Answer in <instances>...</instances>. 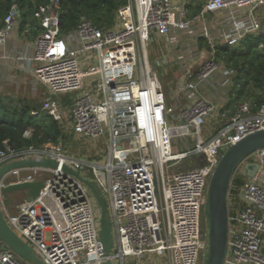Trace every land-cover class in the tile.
Instances as JSON below:
<instances>
[{
  "label": "built area",
  "instance_id": "built-area-1",
  "mask_svg": "<svg viewBox=\"0 0 264 264\" xmlns=\"http://www.w3.org/2000/svg\"><path fill=\"white\" fill-rule=\"evenodd\" d=\"M59 6V0L38 5L33 55L19 54L16 60L33 64L35 84L46 93L41 112L73 136L104 140L107 148L97 161H88L50 144L17 150L3 141L0 168L15 161L57 163L56 168L24 166L3 174L0 189L24 182L43 184L33 199L26 200L21 192L25 197L12 205V212L7 195L0 192L6 224L42 264H125V260L141 261L147 254L166 264H203L208 251L209 179L229 146L264 130V103L254 112L248 104H240L227 117L220 112L226 97L219 106L205 96L208 87H224L227 93L232 87V71L219 68L215 45L235 46L257 32L256 10L264 6V0H205L193 18L186 17L185 9H176L172 0H128L118 10L113 27L99 29L82 17L76 29L65 35L60 31ZM15 11L13 6L0 20V49L18 25ZM220 12H225V27L214 37L204 16ZM152 35L173 47L180 35L193 39L195 46L199 37L207 44L201 49L206 50L204 56L200 50L204 60L195 71L185 65L182 54H176V61L185 65L176 88L184 105L167 104L148 60ZM8 58L1 51L0 63ZM217 73L222 77L219 82L213 81ZM63 95H73L69 105L58 99ZM215 118L221 126L203 136L202 128ZM23 137L28 138L29 132ZM187 159L201 164L178 170ZM245 162L258 164L252 177L246 174ZM244 163L233 174L228 191V237L222 264H264V148ZM81 172H90L92 181ZM236 178L243 180L240 186L233 183ZM83 181L108 201L114 237L109 254L98 238L93 197ZM0 264L28 263L0 241Z\"/></svg>",
  "mask_w": 264,
  "mask_h": 264
},
{
  "label": "trees",
  "instance_id": "trees-1",
  "mask_svg": "<svg viewBox=\"0 0 264 264\" xmlns=\"http://www.w3.org/2000/svg\"><path fill=\"white\" fill-rule=\"evenodd\" d=\"M47 0H0V20L15 6L18 29L28 27V20L36 12L38 5ZM59 25L62 35L76 29L80 18H85L96 28L108 29L116 22L118 10L128 3V0H59ZM205 0L196 7L199 13ZM190 8V5H186ZM38 33V29H37ZM198 47L208 48L205 40L197 39ZM215 59L226 69L232 71V87L220 112H226L231 117L240 104L249 105L252 112L264 103V15H261L260 29L243 37L237 45L228 46L216 43ZM73 96V95H72ZM71 95L59 96L58 99L69 105ZM14 102V101H13ZM41 106V103H40ZM37 107L25 99L6 104L0 99V149L2 142L7 141L17 150L27 147L40 148L44 145L65 146L74 136L67 132L57 122L43 112L30 114ZM207 125H213V121ZM210 125V126H211ZM214 131L220 126V120L214 121ZM28 131L29 137L24 138ZM213 131V132H214ZM65 150V149H64ZM241 179H234L236 186L242 184Z\"/></svg>",
  "mask_w": 264,
  "mask_h": 264
},
{
  "label": "rangeland",
  "instance_id": "rangeland-1",
  "mask_svg": "<svg viewBox=\"0 0 264 264\" xmlns=\"http://www.w3.org/2000/svg\"><path fill=\"white\" fill-rule=\"evenodd\" d=\"M186 5H190V9L192 14L196 13V7L201 4L202 0H184ZM256 15L257 17L261 20V15H264V6H261L256 10ZM28 27H25L22 31L17 29L16 31L20 34H24L23 37L27 39H32V36L37 35V29H38V20L37 16L35 13H33L32 17L28 20ZM19 34V35H20ZM184 44L180 45V42H183ZM164 43V42H163ZM161 41L158 42V39L153 37L151 41L149 42L148 45V60L152 68L155 70L159 82L162 85L163 91L165 93L166 99H167V104L169 106L176 105V104H182L184 105L185 102L181 100V97L176 95V88L179 82V78L182 75V72L184 70L183 66L185 65H190V68L192 71H195L198 66L203 62V58H201L200 55V50L198 45L195 46L194 43L190 42L188 40V37H180L178 45L175 47L173 46H168L169 52L172 50V54H182L185 61L187 63L182 64L178 63L175 61L174 56L171 58V62H165V61H159V57L165 54L163 44ZM202 51V50H201ZM203 56L205 55L204 53L206 50L204 49L203 51ZM14 57V56H13ZM10 66H15L14 64L9 63ZM219 68L223 70L224 66L220 63ZM33 76V75H32ZM30 76L29 74H25L23 71L15 72L14 69L10 73H4V69L2 67V63H0V99L8 104L12 102L13 104L16 103L17 100H22L25 99L31 104L35 105L37 107L36 110H31L30 114L41 112V106L40 103L46 95L44 88L40 84H35L34 78ZM222 77L220 74L217 73L216 77L213 78V81L219 82L221 81ZM209 86V85H208ZM212 90L209 92L208 90ZM205 93L211 94V96L216 97V102L220 101L223 103L226 97V88L222 87L220 89L216 88L215 90L208 87L206 89ZM14 101V102H13ZM218 121L217 118L214 119V121ZM214 121L213 125H207L206 124V129L202 128V134L203 136L207 137L210 135V132L214 131ZM210 122H212L210 120ZM67 132L70 133L68 130ZM106 140V139H105ZM185 141L189 143L191 141L190 138H186ZM106 141L101 140V141H93L89 139H82L80 137L74 136V138L70 139L65 146H62V144L58 145H52L53 147L60 149L67 153V155L82 158L88 161H97L101 157V153L107 148V143ZM190 144V143H189ZM65 149V150H64ZM103 161V158L100 160ZM201 162H198L196 160H184V164L180 165L179 169H189V168H195L198 167ZM81 176L85 177L86 179L92 181V175L90 172H81ZM102 199L104 200V203L107 207V217L110 218L109 216V207H108V201L104 197V195H101L99 193ZM89 195L92 197L91 193ZM24 194L21 192H13L9 193L7 195L6 199V204L7 208L9 209L10 212H12V205L18 203L20 200L24 199ZM94 208H95V213L97 215V221L99 224L100 220V208L94 201ZM28 264H34L31 261H27ZM125 264H141L136 263L134 260H125ZM150 264H166V262L163 259H159L156 262L150 263Z\"/></svg>",
  "mask_w": 264,
  "mask_h": 264
},
{
  "label": "water",
  "instance_id": "water-1",
  "mask_svg": "<svg viewBox=\"0 0 264 264\" xmlns=\"http://www.w3.org/2000/svg\"><path fill=\"white\" fill-rule=\"evenodd\" d=\"M17 15V11H15ZM264 148V130L254 132L242 140L229 146L221 155L207 187V204L205 218L208 228V251L203 264H222L227 246L228 237V208L227 197L231 179L240 164L259 149ZM24 166L56 168L54 160L43 161H15L0 168V178L8 170ZM248 177H252L258 170L255 162H245L243 165ZM62 169L75 177L79 176L70 168L63 166ZM89 189L94 201L100 208V220L98 238L102 243L105 253L109 254L114 249V237L110 220L107 217V207L96 188L88 181H83ZM43 184L39 181L24 182L9 185L0 189V192L8 195L13 192H24L26 200L35 198ZM0 241L18 257L24 261H31L34 264H42L35 256L30 247L16 237L6 224L0 210ZM105 264H111L107 261Z\"/></svg>",
  "mask_w": 264,
  "mask_h": 264
},
{
  "label": "crops",
  "instance_id": "crops-1",
  "mask_svg": "<svg viewBox=\"0 0 264 264\" xmlns=\"http://www.w3.org/2000/svg\"><path fill=\"white\" fill-rule=\"evenodd\" d=\"M172 4L178 10L182 9V8L185 9L187 18H193L194 16L199 14V13L192 14L191 13L192 9L186 7V3H185L184 0H172ZM204 23L207 25L210 34L212 36H214V37L217 36L218 32L223 27H225V12H220V13H217V14L205 15L204 16ZM194 27H195L196 30H199V26H198L197 23L195 24ZM16 29H17V26L13 30L12 34L9 36L5 47L0 49V53L2 51L3 53H5L6 55L9 56L8 59H6V60H4V62H2V67L4 69V73H10L14 69L15 72L23 71V72H25V74H29L30 76H32V66H33V64L31 63L30 65H28L26 63H23V64L19 63V61L16 60V57L19 54L20 55L23 54V55H25L27 57H31L33 55V51H34L33 50V41H34V39H35V37L37 35L36 36H32V39L29 40V39L23 37L24 36L23 33L22 34L18 33L16 31ZM153 37L158 39V42H160V41L162 43L164 42L163 43L164 44L163 48H164L165 54H167V55H163L162 54L159 57L158 60L160 62L161 61L171 62L172 61L171 57L174 56V59L176 61L177 60L176 59V54H172V50H171V52H169L168 46L170 47V45L167 42H165L163 39L159 38L156 35H152V38ZM180 37L184 38V36H181V35H180ZM188 40L190 42L193 41V39H191V38H188ZM182 44H184V40H183V42H180V45H182ZM12 57L15 58V60L12 59ZM9 63L14 64L15 66L12 67V66H10ZM202 94H203V92H202ZM227 95H228V93L226 92V100H227ZM205 96L207 98H211L213 101L217 100L216 97L211 96V94L210 95H205ZM217 104L219 106H221L223 103H221L220 101H217ZM205 129H206V127H205ZM132 260H134V259H132ZM158 260L159 259L156 258L155 256H153L152 254H147V255H145V257L141 261H136V263H140L141 262V264H150V263L156 262Z\"/></svg>",
  "mask_w": 264,
  "mask_h": 264
}]
</instances>
